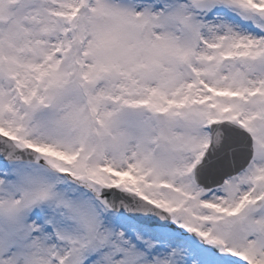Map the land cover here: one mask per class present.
<instances>
[{
  "label": "snow or ice",
  "instance_id": "snow-or-ice-1",
  "mask_svg": "<svg viewBox=\"0 0 264 264\" xmlns=\"http://www.w3.org/2000/svg\"><path fill=\"white\" fill-rule=\"evenodd\" d=\"M0 264H264V0H0Z\"/></svg>",
  "mask_w": 264,
  "mask_h": 264
}]
</instances>
